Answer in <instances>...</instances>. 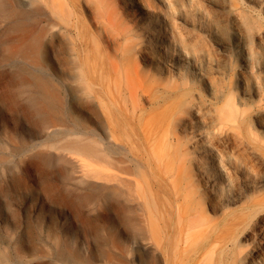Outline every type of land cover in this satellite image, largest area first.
I'll return each instance as SVG.
<instances>
[{"label": "bare ground", "instance_id": "6f19581e", "mask_svg": "<svg viewBox=\"0 0 264 264\" xmlns=\"http://www.w3.org/2000/svg\"><path fill=\"white\" fill-rule=\"evenodd\" d=\"M259 18L264 0H0V264H132L129 232L157 264H264Z\"/></svg>", "mask_w": 264, "mask_h": 264}, {"label": "rangeland", "instance_id": "374dc122", "mask_svg": "<svg viewBox=\"0 0 264 264\" xmlns=\"http://www.w3.org/2000/svg\"><path fill=\"white\" fill-rule=\"evenodd\" d=\"M260 23L264 24L263 18H259ZM88 118H85L82 120V122L86 125H91L94 123L100 122L99 119L95 116V114L91 112V114L88 115ZM16 123V117L13 116L4 106L0 104V124L4 125L7 129L14 130ZM35 196V197H34ZM20 197V198H19ZM12 200H10L15 205H12V208L20 209V213L24 216V209L28 207L29 205H36L38 203L36 199V195H27L24 197V195H18L17 197H11ZM19 198V199H18ZM14 200V201H13ZM9 201V202H10ZM7 202V201H6ZM6 202L1 203L0 205V225H2V222L6 219L13 222L15 220L13 211L9 209ZM10 202V203H11ZM16 202V203H15ZM29 202V203H28ZM9 203V206H10ZM19 206V208H18ZM17 207V208H16ZM57 210L58 207H54L49 205V208L47 210H44L43 213L39 214L40 217H50V216H57ZM3 219V220H1ZM34 221V220H33ZM68 224V223H67ZM69 228H73V231L77 234L82 235L84 227L80 222H77L76 220H71L70 223L67 225ZM72 231V233H74ZM133 234L129 232V234H125L124 242L126 243L128 249H129V259L132 264H157L158 261V255L153 252L144 251L139 248H135L132 244V239L134 238L132 236ZM194 254V253H193ZM193 254H187L186 257V264H191L194 261V255ZM190 259V260H189Z\"/></svg>", "mask_w": 264, "mask_h": 264}]
</instances>
